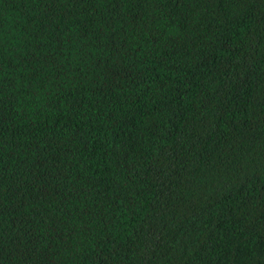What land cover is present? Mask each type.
<instances>
[{
  "label": "trees",
  "instance_id": "obj_1",
  "mask_svg": "<svg viewBox=\"0 0 264 264\" xmlns=\"http://www.w3.org/2000/svg\"><path fill=\"white\" fill-rule=\"evenodd\" d=\"M0 264H264V0H0Z\"/></svg>",
  "mask_w": 264,
  "mask_h": 264
}]
</instances>
